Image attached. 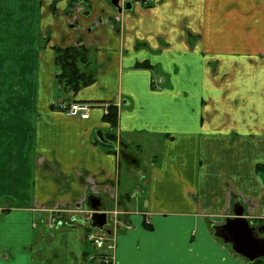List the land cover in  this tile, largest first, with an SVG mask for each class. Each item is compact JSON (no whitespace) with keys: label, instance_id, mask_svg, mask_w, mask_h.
<instances>
[{"label":"crops","instance_id":"1","mask_svg":"<svg viewBox=\"0 0 264 264\" xmlns=\"http://www.w3.org/2000/svg\"><path fill=\"white\" fill-rule=\"evenodd\" d=\"M127 1L0 0V264H100L90 229L116 238L113 264H247L213 226L235 204L264 223V0ZM67 47L96 76L71 95ZM61 99L95 107L81 120ZM90 195L109 233L86 224ZM59 207L71 221L54 228Z\"/></svg>","mask_w":264,"mask_h":264},{"label":"water","instance_id":"2","mask_svg":"<svg viewBox=\"0 0 264 264\" xmlns=\"http://www.w3.org/2000/svg\"><path fill=\"white\" fill-rule=\"evenodd\" d=\"M113 6L119 12L129 11L132 4L126 2L122 6L121 0H111ZM97 138L105 141L101 131L96 133ZM114 143H112L113 145ZM122 158L129 164L138 166L137 160L128 152L121 151ZM85 208L92 210L91 216L93 229L105 230L108 223L107 207L100 197L90 195ZM234 217L227 218L224 223L213 226L215 237L223 240L225 244L231 246L232 250L241 256L247 263H253L256 260L264 259V237H257L256 234L264 235V225L255 226L245 217V209L243 206L235 204ZM88 222V221H87ZM86 222V223H87ZM109 233V232H108Z\"/></svg>","mask_w":264,"mask_h":264},{"label":"trees","instance_id":"3","mask_svg":"<svg viewBox=\"0 0 264 264\" xmlns=\"http://www.w3.org/2000/svg\"><path fill=\"white\" fill-rule=\"evenodd\" d=\"M54 50L56 54V65L59 68L57 81L64 95L75 94L80 89L87 87L96 81L95 74L90 70L91 60L88 50L82 47L54 48ZM137 67L150 69L153 68L150 65L148 66L146 62L139 63ZM67 100L68 99H61L60 101ZM51 107L53 108V110H57V107L53 104L51 105ZM105 120L110 123L113 129L117 126L118 110L116 107L110 106L109 115L105 117ZM87 243L89 249V246L92 244L88 241ZM108 256L109 255L104 250H102L98 251L96 254L90 257V253L88 251L85 258L88 262L98 261L100 264H106V259ZM248 264H264V259H259L253 263Z\"/></svg>","mask_w":264,"mask_h":264},{"label":"built area","instance_id":"4","mask_svg":"<svg viewBox=\"0 0 264 264\" xmlns=\"http://www.w3.org/2000/svg\"><path fill=\"white\" fill-rule=\"evenodd\" d=\"M162 84V79L153 81V87L155 88H161ZM52 104L57 107L58 111L63 112L65 115L73 118H79L81 120H88L90 118L91 110L95 107L93 104L88 102L69 100L53 102ZM109 108L110 106L104 107L105 116L109 115ZM85 239L98 251L104 250L109 255L106 259V264H113V253L116 248L115 237H107L106 235L95 231H87L85 232Z\"/></svg>","mask_w":264,"mask_h":264},{"label":"flooded vegetation","instance_id":"5","mask_svg":"<svg viewBox=\"0 0 264 264\" xmlns=\"http://www.w3.org/2000/svg\"><path fill=\"white\" fill-rule=\"evenodd\" d=\"M115 206L118 207V205H116V204H115ZM51 211H54V214H52V217L55 219L54 220V222H55L54 228L57 227L58 225H62V224H65L66 222L68 223L69 221H71L70 215L67 213V211L63 207H59V208L53 209ZM87 218H88V216H87ZM87 218H86V220H88V223H86V224L89 226L92 223V221H91V219H89V218L87 219ZM108 225H109V223H107L105 228H107ZM260 225L261 224H259L258 226H260ZM255 226H257V225H255ZM90 231H93V230H90ZM99 231L105 232L106 230H104V231L99 230ZM106 232H108V231H106ZM106 236L107 237H113L111 233H110V235L106 234ZM256 236L259 237V238L264 237L263 234H259V233H257Z\"/></svg>","mask_w":264,"mask_h":264},{"label":"rangeland","instance_id":"6","mask_svg":"<svg viewBox=\"0 0 264 264\" xmlns=\"http://www.w3.org/2000/svg\"><path fill=\"white\" fill-rule=\"evenodd\" d=\"M154 90H156V89H154ZM138 161H140V160H138ZM141 163H142V166H141V168L138 170V173L141 171V169L142 168H144L143 167V164H144V161L143 160H141ZM127 168H131V170L132 171H134L135 173H136V171H137V168H134V167H130L129 165H127V164H123V167H122V169H121V180H122V182H124L125 180H129V176H128V171H126V169ZM139 176H140V173H139ZM139 176H137L136 178H134V181L136 182V179L137 180H139ZM113 205V204H112ZM111 205V206H112ZM118 208V207H117ZM118 210H119V208H118ZM264 224V223H263ZM263 224H261V225H263ZM248 264V263H247Z\"/></svg>","mask_w":264,"mask_h":264}]
</instances>
